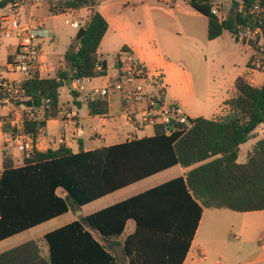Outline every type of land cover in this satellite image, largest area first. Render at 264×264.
Returning a JSON list of instances; mask_svg holds the SVG:
<instances>
[{"label": "trees", "instance_id": "1", "mask_svg": "<svg viewBox=\"0 0 264 264\" xmlns=\"http://www.w3.org/2000/svg\"><path fill=\"white\" fill-rule=\"evenodd\" d=\"M22 1L3 0L0 8ZM44 1L54 15L84 8H89L90 14L83 25L85 35L76 39L65 54L66 67H58L53 76L23 83L30 99L26 104L43 114L24 122V133L35 143L48 122L60 116L61 81L68 84L107 75V62L98 53L109 29L108 21L95 10L101 0ZM182 1L208 18L210 40L228 31L237 43L239 25L251 21L245 13L255 4L264 7V0H231L240 2L241 8L233 4L227 21L220 23L212 14L216 0ZM126 53L129 50L124 47L118 55V67ZM87 104L91 116L109 114L107 97H95ZM224 105L226 113L220 118L189 119L190 127L174 125L173 130L170 125H156L152 138L100 151L85 152L81 148L80 153L74 154L66 145L46 152L36 150L22 167H15L12 156L4 151L0 241L174 166L191 170L185 177L47 234L48 257L42 255L37 242L30 241L1 253L0 264H118L116 257L86 227L99 232L104 239H119L129 220H134L137 228L124 240L128 264H183L204 209L264 211V138L253 146L244 163L239 162L242 145L264 124V84L256 87L249 75L239 77ZM3 131L9 135L18 132L8 123ZM58 189H63L67 196H59Z\"/></svg>", "mask_w": 264, "mask_h": 264}, {"label": "crops", "instance_id": "2", "mask_svg": "<svg viewBox=\"0 0 264 264\" xmlns=\"http://www.w3.org/2000/svg\"><path fill=\"white\" fill-rule=\"evenodd\" d=\"M1 1L3 0H0V2ZM164 1L167 3V0H161V2ZM172 2L176 3V0H172ZM129 4L130 0H101L95 7V10L102 14L109 23L108 32L106 33L98 51L100 59L107 62V75L105 77L94 78L89 82H86L87 88L89 90L93 88H105L110 83L115 82V80L120 75L117 57L122 49L127 47L129 54L134 59L144 63L148 69L150 79L145 88L146 92H150L151 94L155 95L161 89L164 90L165 103L168 105L175 103L181 106L188 118L191 119V114L197 113L199 111L197 107H206L207 103L205 101H200L197 98L193 89L194 86L192 77L189 75V71L182 68L176 62L166 58V56H164L160 51H155L152 54H148V52H145L142 49L141 41H139V43L136 42L135 44L127 45H124V41L121 42V36L126 31V26L115 16V11L120 6H126ZM45 7L47 9L44 11V16H40V11H42V9ZM16 10V13L20 16L22 21L27 23L31 21L42 22L44 28L49 33V37L45 38L41 45L43 52L41 64L43 65L44 71L42 73V78L53 76L56 73L58 67L65 68V54L71 46L72 38L67 40V46L64 48V50H59V44L56 41L57 32L53 27L49 26V21L62 16H67L71 18V21H67L69 23L66 22L68 25L71 26L72 22H78L80 23V27H83L84 23L89 18V8L69 11L60 15H54L50 12V5L44 0H23L21 3H17ZM71 28L73 27L71 26ZM231 38L235 43H237L232 35ZM117 44L118 46H116ZM242 44L251 49L253 54L250 58L245 73L242 72L231 81V91L228 90L226 96H223L221 102H219L222 103L223 106H225V101L232 95L235 82L239 77L249 75V77L255 81L257 72H260L250 70V62L252 61L255 54L254 48L246 43ZM103 46H106L105 50L108 48L106 52H103ZM16 49V43L10 42L4 43L0 48V69L4 71V76L8 77L10 80H20L23 78L21 75L10 73L6 69V63L11 60L13 54L16 52ZM109 53L114 54V59L112 61L109 60ZM263 84L264 78L262 83L256 87H261ZM130 87L131 86H127V88ZM229 87L227 89H229ZM175 89L178 90V93H180L179 97L172 96V92ZM117 93L120 92H114L110 97H107L110 105L109 114L107 116H91L89 114L88 104L82 100V95L77 92L76 82L72 81L68 84L65 83L64 87L61 88L60 116L59 118L50 120L48 122L47 127L43 130L36 143L37 151L46 152L50 149L57 150L61 145H66V147L74 154H78L81 152V148H83L85 152L100 151L124 144L128 141L154 137L156 135L154 126L144 125L138 129L133 126V124L128 119V114L133 111L131 105L123 97L122 93H120V96L116 95ZM146 106L147 104L145 103L138 105V117H141V111L142 109L146 108ZM8 113L9 111L7 109L0 110V137L3 150V160L0 162V176L4 171V151H10V153L8 151L7 152L10 156H12L15 167L24 166L26 160L22 155L15 156L14 148L16 147V143L11 138L12 135L6 134L3 131L4 124H2V119H5ZM22 114H24L23 111ZM197 115L199 116L201 114ZM199 117H194V119ZM220 117L221 116L216 118H205L217 119ZM241 149L242 155L239 159V162L244 163L247 158L244 159V151L242 147ZM241 159L242 161H240ZM177 167L182 166H174L154 174L101 199L91 202L83 207L102 202L103 205L95 210L98 212L143 194L169 181L180 177H185L186 174L191 170V168H184L183 171H181L176 176L168 178L164 181L152 183L140 192L132 191L131 194L123 196L115 201H110L109 199L110 197L116 196L117 194L128 191L130 192L131 189H133L136 185L142 184L148 180H154L160 174ZM57 194L62 197L67 196V193L63 189H58ZM83 207L75 206L71 208L68 213L35 227L38 228L46 224H52L57 220L65 218V216L69 215L71 212H73L74 216L75 214L79 215L77 216L79 218L71 219L68 217L64 219V221L57 223L48 231L44 232L38 241H35L38 243L41 253L44 257H48L50 254L49 244L46 242L45 236L66 225L77 221H82L88 217L81 216L82 213L79 211ZM136 228V222L134 220H129L123 236L119 239H104V237L99 232L94 231L89 227H86V230L91 232L97 241L106 246L107 249L116 257L118 264H120V258L115 254V247L120 245L124 253V240L131 234L135 233ZM94 232H96V234ZM11 238L0 241V244L8 241ZM263 239L264 211L239 213L227 209H204L198 229L196 230L194 238L191 241L190 249L183 264H202L204 262L207 264H212L213 259L216 256H218V261L216 264H264V243H261ZM239 252L241 254L247 253V259L243 262H240L242 258L240 256L242 255H238ZM124 256V264H128L129 260L125 253Z\"/></svg>", "mask_w": 264, "mask_h": 264}, {"label": "rangeland", "instance_id": "3", "mask_svg": "<svg viewBox=\"0 0 264 264\" xmlns=\"http://www.w3.org/2000/svg\"><path fill=\"white\" fill-rule=\"evenodd\" d=\"M215 3L223 7L229 15L233 5L231 0H216ZM46 9L45 7L40 11V16H44ZM14 10L17 11L16 7ZM115 16L126 26V31L121 36V42L124 41V45L135 44L141 41L142 49L148 52V54L160 51L166 58L189 71L197 98L207 103L206 107H197L199 111L191 114V119L199 116L216 118L226 113L225 106L219 102H221L223 96H226L228 90L231 91L232 87L230 84L233 78L242 72L245 73L253 54L251 49L242 43H235L229 32H225L216 40H210L208 37V18L198 13L182 0H176V3H173L172 0H167V3L165 1L161 2V0H130L129 5H122L115 11ZM67 21H71V18L62 16L49 21V26L53 27L57 32L56 41L59 44V50L66 48L68 39L72 38L73 43L77 39L79 32V29L75 30L71 28L66 23ZM6 42L17 44L16 39L7 40L4 43ZM105 47L103 46V52L108 50V48L105 50ZM108 56L110 61L114 59L113 53H109ZM263 78L264 73L257 72L255 81L252 79V84L259 86ZM228 87L229 89H227ZM116 95L120 96V93ZM172 96L179 97L180 93L175 89L172 92ZM197 114L201 115L198 116ZM263 138L264 124L259 126L252 134L251 139L242 146L244 159L247 158L253 146ZM7 151L10 153L9 150ZM14 154L15 156L21 155L17 147L14 148ZM2 160L3 150L0 137V162ZM183 169L182 167H177L164 172L154 180H148L136 185L130 192L117 194L109 199L110 201H115L131 194L132 191L140 192L152 183L176 176ZM102 205V202L92 204L81 208L79 212L82 213V217H86L96 212L95 210ZM77 216L79 215L75 214L74 216L73 212H71L65 218L57 220L52 224H46L16 235L0 244V253L30 241H38L44 232L57 223L64 221L68 217L71 219L79 218ZM94 233L96 234V232ZM261 243H264V239ZM115 249V254L120 258V264H124L125 256L122 247L119 245ZM238 255H242L240 256L242 257L240 262L247 259V253L241 254L239 252ZM217 261L218 256L213 259L212 264H216Z\"/></svg>", "mask_w": 264, "mask_h": 264}, {"label": "built area", "instance_id": "4", "mask_svg": "<svg viewBox=\"0 0 264 264\" xmlns=\"http://www.w3.org/2000/svg\"><path fill=\"white\" fill-rule=\"evenodd\" d=\"M17 4H9L0 8V48L7 40L16 39V52L10 61L6 63V69L13 74H19L23 78L20 80H10L4 76V71L0 69V110H8L2 124L8 123L11 127L17 128L18 132L11 138L16 143V147L25 159H31L37 148L34 139L24 133L25 119L41 118L42 112L34 111L26 104L30 101L26 97L23 83L25 80L42 78L43 65L42 41L49 37L48 31L42 22L22 21L14 8ZM241 8V7H240ZM212 14L217 17L220 23L227 21L229 15L218 4L212 8ZM245 16L251 21L246 25H239L238 38L242 43H246L254 48L255 54L250 62L251 71L264 72V7L260 4L253 5ZM69 23V22H67ZM71 26L80 29L78 22H72ZM119 60L117 59V64ZM1 67V66H0ZM102 67H98L101 71ZM120 75L115 82L110 83L105 88H93L89 90L86 82L91 79L76 80L77 91L82 95V100L88 103L95 97H110L114 92L122 93L126 101L129 102L132 112L128 114L129 121L135 128L144 125H186L190 127V120L184 110L177 104L168 105L164 101V90L157 94L146 92L145 88L149 82V72L146 65L134 59L129 53L123 56V63L119 67ZM252 83V79L250 78ZM127 86H131L127 88ZM145 103L146 108L142 109L141 117H138V105ZM22 111L24 114H22ZM73 117V116H72ZM221 264V263H220Z\"/></svg>", "mask_w": 264, "mask_h": 264}, {"label": "water", "instance_id": "5", "mask_svg": "<svg viewBox=\"0 0 264 264\" xmlns=\"http://www.w3.org/2000/svg\"><path fill=\"white\" fill-rule=\"evenodd\" d=\"M232 3L235 5V8H239L240 7V2H232ZM85 31L86 30L83 27H81L79 29V32H78V35H77V40H81L83 38V36L85 35ZM64 84H65L64 81H61L59 83V88L64 87ZM30 105H32L31 102H30ZM170 129L173 130V124H172V122L170 124Z\"/></svg>", "mask_w": 264, "mask_h": 264}]
</instances>
